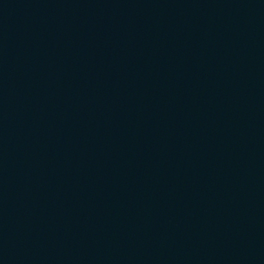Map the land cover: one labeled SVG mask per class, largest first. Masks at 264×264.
Segmentation results:
<instances>
[{
    "label": "water",
    "instance_id": "1",
    "mask_svg": "<svg viewBox=\"0 0 264 264\" xmlns=\"http://www.w3.org/2000/svg\"><path fill=\"white\" fill-rule=\"evenodd\" d=\"M0 264H264V0H0Z\"/></svg>",
    "mask_w": 264,
    "mask_h": 264
}]
</instances>
